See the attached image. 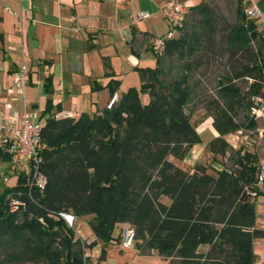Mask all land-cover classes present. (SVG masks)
<instances>
[{"label":"trees","instance_id":"trees-1","mask_svg":"<svg viewBox=\"0 0 264 264\" xmlns=\"http://www.w3.org/2000/svg\"><path fill=\"white\" fill-rule=\"evenodd\" d=\"M237 1L239 20L232 26L219 27L206 2L192 6L186 26L154 51L155 66L139 67L140 88L130 87L110 108L48 118L41 151L46 188L35 190L34 201L22 195L26 204L17 210L8 195L25 191L26 179L0 193V264H87L85 242L61 211L90 216L89 226L104 242L115 238L119 223H130L142 241L139 251L177 256L180 264H255L254 241L264 237L254 202L264 192L257 185L260 160L224 136L257 126L252 109L264 98V27L247 15L248 0ZM199 50L222 61L216 95L204 105L219 133L207 149L214 160L221 155L232 162L210 173L204 165L190 173L169 159H184L203 142L187 112L196 83L188 58ZM166 60L181 61L171 80ZM116 83L109 84L112 97ZM142 92L150 95L148 103ZM241 113L246 121L237 119ZM201 243L210 244L207 253L198 252Z\"/></svg>","mask_w":264,"mask_h":264},{"label":"crops","instance_id":"crops-1","mask_svg":"<svg viewBox=\"0 0 264 264\" xmlns=\"http://www.w3.org/2000/svg\"><path fill=\"white\" fill-rule=\"evenodd\" d=\"M181 1L192 7L204 0ZM248 2L260 10L257 21L264 27V0ZM168 10L169 0H0V121L18 122L24 110L17 87V69L23 59L20 24L25 30L24 60L29 68V110L46 122L62 111L71 112L72 117L101 113L112 98L109 84L114 80L117 99L130 87L140 88L139 67H146V52L154 54L149 47L155 38L167 33ZM142 11L149 16L139 18ZM237 136L224 138L237 147ZM169 159L179 166L176 161H183L174 156ZM254 202L256 227L264 231V192ZM125 228L127 223H119L109 242L97 239L89 227L77 232L97 242L89 246L93 256L101 257L93 264L171 263V257L123 247L122 238H117ZM209 247L198 249L207 252ZM254 250L255 264H264V237L255 239Z\"/></svg>","mask_w":264,"mask_h":264},{"label":"rangeland","instance_id":"rangeland-1","mask_svg":"<svg viewBox=\"0 0 264 264\" xmlns=\"http://www.w3.org/2000/svg\"><path fill=\"white\" fill-rule=\"evenodd\" d=\"M203 2H206L207 4L210 5V8L213 10L215 15L214 16L215 22L218 24L219 27L223 24L232 26L238 22L239 18L237 16V4H238L237 0H204ZM192 15L193 13L189 9L186 22L192 18ZM186 22L184 27L186 26ZM178 34H179V29L176 28L175 36H177ZM203 53L204 52L202 50H199L197 54H193L188 58L189 61H192L194 63L192 64L191 78H193V82L196 81L194 85L195 88L194 94L196 95V97L194 95V98L187 106V112L190 113L191 120L197 125V130L200 133L203 142L193 147V149L183 159V161H176L179 162L180 165L185 167L186 169H183L181 166L176 164L177 166L190 173H192L195 170L194 168L196 165L207 166L209 173L210 171H212L211 170L212 168L221 169L224 166L232 168V162L227 159L228 156L217 155L214 160L213 159L214 154L207 149V143L217 135V130L213 124V119L211 117H206V110L204 108V105L206 100H208L209 98L212 99L216 95L217 72L222 70V66L220 65V62L222 61L221 59H219L220 57L217 55L213 60L212 59L210 60V52L206 54ZM145 56H146V61L143 60L145 61L144 65L150 67L154 66L155 63L154 54L151 51H148L146 52ZM226 58L227 57L223 58L224 61L226 60ZM179 64H181V61L179 60L176 61L166 60L164 62L166 69L165 78H167L168 80L173 79L174 76H176L177 73H179L181 70ZM141 99H142L141 100L142 103H148L150 101V95L148 93L142 92ZM256 100H257L256 102H258L259 105L252 109V114H254L255 117L257 118V126L254 129H241L231 134H238V136L235 139V141H237V143L235 142V144H237V147H234L232 145L235 149L243 148L244 150H249L251 152H254L259 157V160H261L264 159V98L263 99L256 98ZM237 119L239 121H246L242 113ZM10 166H11V162L9 161L2 162L1 173H0V193L4 191L5 181L8 183L9 186L15 185L18 181V176L14 172L9 171L8 168ZM161 201L167 205L171 204L172 202V200L167 196H163L161 198ZM90 218H91L90 216L79 217L78 218L80 220L79 223L83 221L85 225L80 227L78 223L76 231L80 230V234H81L85 232V228L88 227L91 228L87 223ZM127 227H132V226L130 225V223H127ZM80 234L77 232L78 236H81ZM119 238L120 239L122 238L121 233L119 235ZM82 239L84 240L86 245L84 256L87 259L86 260L87 264H93L95 263L96 260L100 261L101 260L100 256L97 257L92 255L93 253L92 249H90L89 247V244L91 242L89 241L88 237L84 236L82 237ZM119 243H121V241H119ZM136 243H137L136 244V248H137L138 247L137 245L139 243H142V241L137 239ZM94 245L95 244H93V246ZM205 245L210 246L209 243H201L198 246V248L200 246L203 247ZM139 252L145 255L148 254L159 255L156 251H152L148 249ZM198 252L207 253L200 251V249H198ZM180 261L181 260L179 257L174 256L171 259V264H180ZM169 262L170 261L168 260L166 264H169ZM27 264H31V263H27Z\"/></svg>","mask_w":264,"mask_h":264},{"label":"built area","instance_id":"built-area-1","mask_svg":"<svg viewBox=\"0 0 264 264\" xmlns=\"http://www.w3.org/2000/svg\"><path fill=\"white\" fill-rule=\"evenodd\" d=\"M191 7L181 0H169V10L167 12V20L169 23V31L163 36L155 38L153 41V50L156 52L163 51L166 41L175 36L176 28L180 30L184 27L187 20V15ZM246 13L250 17H258L260 10L256 6H248ZM148 12H139V18H146ZM20 35L19 47L22 51V62L17 69V87L21 92V99L24 110L21 119L18 122L0 121V153L8 154L9 159L4 160L0 156V173L3 161L11 162L9 171L14 172L18 179L23 177L26 179V190L10 192L8 195L9 204L12 210H17L19 206H25L26 202L21 197L26 195L30 200H35V190L43 191L48 182L47 174L44 171V156L42 155L43 132L46 126L45 121L34 118L29 110V100L27 96L28 86V65L24 60L25 57V30L23 24L18 26ZM117 100L116 94L111 98L107 107H111ZM73 114L68 111L58 112L55 115L56 119L72 117ZM260 172L258 174L257 185L259 188H264V159L260 160ZM2 175V174H1ZM5 186L12 188L5 181ZM66 222L77 230L78 217L72 213L61 211L59 213ZM137 240L136 231L132 227H127L122 233V246L131 248L135 246Z\"/></svg>","mask_w":264,"mask_h":264}]
</instances>
